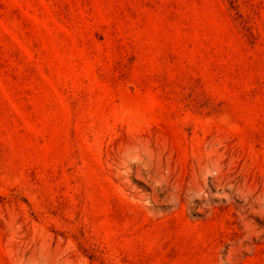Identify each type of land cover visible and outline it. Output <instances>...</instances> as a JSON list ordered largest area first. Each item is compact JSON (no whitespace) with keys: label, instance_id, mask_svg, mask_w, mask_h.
I'll return each mask as SVG.
<instances>
[{"label":"rangeland","instance_id":"1","mask_svg":"<svg viewBox=\"0 0 264 264\" xmlns=\"http://www.w3.org/2000/svg\"><path fill=\"white\" fill-rule=\"evenodd\" d=\"M0 264H264V0H0Z\"/></svg>","mask_w":264,"mask_h":264}]
</instances>
